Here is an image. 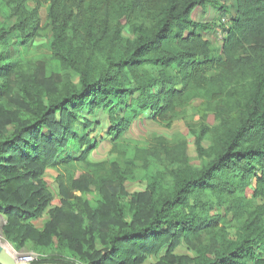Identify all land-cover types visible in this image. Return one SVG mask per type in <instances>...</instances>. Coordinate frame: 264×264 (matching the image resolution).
Wrapping results in <instances>:
<instances>
[{"label":"trees","instance_id":"16d2710c","mask_svg":"<svg viewBox=\"0 0 264 264\" xmlns=\"http://www.w3.org/2000/svg\"><path fill=\"white\" fill-rule=\"evenodd\" d=\"M2 5L15 20L0 26V209L12 245L32 242L44 251L57 244L84 264H144L165 246L152 264H264V0ZM198 7L232 12L221 49L200 31L210 25L192 17ZM49 27L52 59L78 82L47 74L41 62L9 59L11 40L20 50ZM196 100L218 121L191 127L200 165L191 163L184 137L156 135L128 157L118 141L134 121L151 116L170 126ZM99 109L108 114L118 158L91 162L96 142L77 124L82 112ZM69 150L81 152L92 173L61 176L62 203L39 228L53 200L43 176L75 161ZM142 179L144 191L126 190V182ZM94 190L95 204L75 194ZM182 243L194 255L177 254Z\"/></svg>","mask_w":264,"mask_h":264},{"label":"rangeland","instance_id":"374dc122","mask_svg":"<svg viewBox=\"0 0 264 264\" xmlns=\"http://www.w3.org/2000/svg\"><path fill=\"white\" fill-rule=\"evenodd\" d=\"M42 25L48 23V13L47 5L41 8ZM232 12L217 11L212 7H207L204 10L202 7H198L192 14V17L196 21H201L203 23H208L210 25L207 30H200L207 39H210L215 48L221 49L224 38L226 37V29L230 25V15ZM233 15V14H232ZM15 20H10L8 17V12L2 5V0H0V26L4 23L12 24ZM126 36H132L131 34L124 32ZM52 36V27L46 29L41 36H37L34 41L30 44L20 47V50L15 49V40H11V46L6 49L9 59H24L32 60L35 64L42 63L46 68L47 74L59 73L61 75L70 74L74 82H78L79 75L73 70H65L62 66L54 61L51 57L50 51V41ZM210 75H214V72ZM202 102L196 100L192 102L187 108L182 111L180 117L173 122L170 126L158 123L152 119L151 116H147L143 119H138L133 122L130 128L124 131L119 141L122 145H127L129 148L128 157L132 156V151L134 146L147 147L151 143V139L154 136H165L169 140H175L184 137L188 141L189 145V155L191 163L194 165H200L201 160L197 156L195 136L191 132V127L200 129L203 125L210 127L218 124L212 113L206 112L202 108ZM87 126L89 128V134L91 138L96 142V146L93 151L88 156L87 160L91 162L99 161H111L118 158V154L113 153V136L109 134L110 121L108 114L103 109L97 110L94 114H90L88 111L81 113L80 121L77 124V130L79 132L83 131V127ZM12 131V128H10ZM203 145L208 147L210 141L206 138L203 141ZM70 154L76 157V160L71 164L62 166V169L56 167H49L43 176L44 181L47 183L49 190L53 194V200L49 207L43 213V216L38 220L37 226L39 228L44 227L45 223L50 219V210L56 206H60L62 203L61 194V176L64 179L68 177H80L82 174H91L92 171L87 166V162L81 157V152H72L69 150ZM156 166H152L151 171L154 170ZM144 173V170L141 171ZM126 190L129 193L144 191L147 187L146 180L128 181L125 183ZM75 194L83 195L84 198L89 199L92 203H96L99 198L98 193L94 190L91 193L81 194L79 191H75ZM128 197H123L121 199L122 203H127ZM7 223V217L2 209H0V244L5 246L7 249H11V255L16 259L22 261L24 258L33 256L36 260L44 258H57L71 262L70 264H78L79 260L70 254L66 249H61L57 247V244L50 246L44 251L36 248L32 242L28 245L17 249L12 245L5 233L4 226ZM57 241V239H56ZM98 246L101 247L99 244ZM167 246H165L157 255H150L144 264H152L159 260V258L164 255L167 251ZM9 251V250H8ZM177 254H192L193 251H189L187 245L182 243L177 248ZM75 262V263H74Z\"/></svg>","mask_w":264,"mask_h":264},{"label":"water","instance_id":"95a60500","mask_svg":"<svg viewBox=\"0 0 264 264\" xmlns=\"http://www.w3.org/2000/svg\"><path fill=\"white\" fill-rule=\"evenodd\" d=\"M0 264H35V263L16 260L8 251V249L2 244H0ZM39 264H65V263H39Z\"/></svg>","mask_w":264,"mask_h":264},{"label":"built area","instance_id":"2783aa9c","mask_svg":"<svg viewBox=\"0 0 264 264\" xmlns=\"http://www.w3.org/2000/svg\"><path fill=\"white\" fill-rule=\"evenodd\" d=\"M22 261L34 263L36 259L33 256H29V257L24 258ZM78 264H84V263L79 262Z\"/></svg>","mask_w":264,"mask_h":264},{"label":"bare ground","instance_id":"6f19581e","mask_svg":"<svg viewBox=\"0 0 264 264\" xmlns=\"http://www.w3.org/2000/svg\"><path fill=\"white\" fill-rule=\"evenodd\" d=\"M8 250H9L10 253H12V252H11V249L8 248ZM12 255H13V254H12Z\"/></svg>","mask_w":264,"mask_h":264}]
</instances>
